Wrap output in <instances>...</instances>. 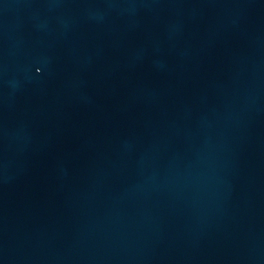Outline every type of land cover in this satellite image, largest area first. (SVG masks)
Returning <instances> with one entry per match:
<instances>
[{
  "label": "water",
  "instance_id": "obj_1",
  "mask_svg": "<svg viewBox=\"0 0 264 264\" xmlns=\"http://www.w3.org/2000/svg\"><path fill=\"white\" fill-rule=\"evenodd\" d=\"M0 264H264V0H0Z\"/></svg>",
  "mask_w": 264,
  "mask_h": 264
}]
</instances>
